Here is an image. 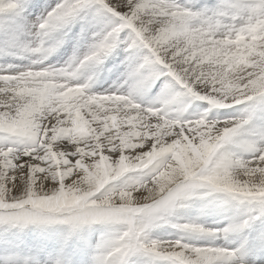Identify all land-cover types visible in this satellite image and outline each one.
<instances>
[{"label":"snow or ice","instance_id":"1","mask_svg":"<svg viewBox=\"0 0 264 264\" xmlns=\"http://www.w3.org/2000/svg\"><path fill=\"white\" fill-rule=\"evenodd\" d=\"M0 264H264V0H0Z\"/></svg>","mask_w":264,"mask_h":264}]
</instances>
